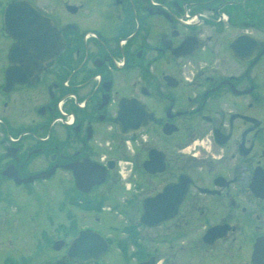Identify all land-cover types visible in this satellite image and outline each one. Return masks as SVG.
Here are the masks:
<instances>
[{
    "label": "flooded vegetation",
    "instance_id": "1",
    "mask_svg": "<svg viewBox=\"0 0 264 264\" xmlns=\"http://www.w3.org/2000/svg\"><path fill=\"white\" fill-rule=\"evenodd\" d=\"M25 1L65 43L12 81L2 15L0 226L56 205L41 264H80L69 244L107 220L126 264H264V0Z\"/></svg>",
    "mask_w": 264,
    "mask_h": 264
},
{
    "label": "water",
    "instance_id": "2",
    "mask_svg": "<svg viewBox=\"0 0 264 264\" xmlns=\"http://www.w3.org/2000/svg\"><path fill=\"white\" fill-rule=\"evenodd\" d=\"M4 30L13 39L15 44L9 54V58L19 60L12 63L7 71L8 78L12 81H25L24 77L40 72L48 61L53 60L63 49L64 40L51 19L42 15L27 1L11 2L4 13ZM23 60V61H22ZM22 80H21V78ZM132 115V113H124ZM128 126H118L120 133H127ZM153 211L145 210L141 218V224L147 228H154L155 221ZM158 219V218H157ZM167 219H159L163 222ZM64 242H57L54 245L56 250H60ZM109 244L106 239L94 231H81L77 238L70 244L67 257L69 261L80 260L83 264L89 260L98 261L108 251ZM49 264H68L59 261ZM139 264H154L150 259Z\"/></svg>",
    "mask_w": 264,
    "mask_h": 264
},
{
    "label": "rangeland",
    "instance_id": "3",
    "mask_svg": "<svg viewBox=\"0 0 264 264\" xmlns=\"http://www.w3.org/2000/svg\"><path fill=\"white\" fill-rule=\"evenodd\" d=\"M6 4V0H0V23L2 21L3 8ZM30 211L32 215L27 216L28 220L25 226L17 230L13 229L12 231H9V233L3 229V226H0V237L2 238V235L5 236L4 234L6 233L7 235L12 236L14 240H16V236L26 237L27 239L25 238L22 240V243H15V245H20V247L16 252H11L12 257L14 260L22 264H41L50 257H53L51 255L53 252L51 251L50 245L53 239H57L66 232L63 228L67 231L69 228L66 223L60 220L62 214H59L56 205L50 207L46 212L48 220H44L36 210L30 209ZM31 218H34L35 221H31ZM82 227L83 226H78L77 228L79 229ZM97 230L105 237L114 231L112 230V225L109 220L101 223L100 226H97ZM27 235H31V238H28ZM117 237H119L118 234ZM116 242V240L113 242L106 256L97 264H126V260L130 259V257L124 254L121 250V246L116 244ZM8 256V253L1 250L0 264H5Z\"/></svg>",
    "mask_w": 264,
    "mask_h": 264
}]
</instances>
